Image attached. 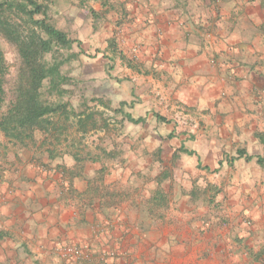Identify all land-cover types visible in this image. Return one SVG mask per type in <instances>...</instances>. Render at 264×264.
Listing matches in <instances>:
<instances>
[{
  "label": "crops",
  "instance_id": "0c3cea01",
  "mask_svg": "<svg viewBox=\"0 0 264 264\" xmlns=\"http://www.w3.org/2000/svg\"><path fill=\"white\" fill-rule=\"evenodd\" d=\"M119 8V36L136 64L126 69L121 102L132 113L141 107L132 118L151 124L150 144L163 150L167 137L178 143L174 151L184 145L208 174L227 167L221 153L211 156L217 137L256 152L237 159L241 174L227 178L241 184L221 193L227 221L168 223L164 216L177 210L151 207L149 194L140 203L86 194L82 178L104 166L111 191L127 169L85 163L83 177L70 180V156L36 161L16 152L0 163V264H264V166L256 162L264 145L255 137L264 134V0H120ZM179 117L205 123L209 144L195 142L201 130L178 128ZM208 209L194 211L191 202L178 213Z\"/></svg>",
  "mask_w": 264,
  "mask_h": 264
},
{
  "label": "rangeland",
  "instance_id": "374dc122",
  "mask_svg": "<svg viewBox=\"0 0 264 264\" xmlns=\"http://www.w3.org/2000/svg\"><path fill=\"white\" fill-rule=\"evenodd\" d=\"M119 1L108 0L107 8H103L95 0L42 1L48 7L46 12L48 22L65 32L70 39L79 42V45L72 46L71 51H62L58 56V59L62 60L71 53L76 55L75 59L66 62L61 68L63 76L68 80L61 85L62 95L47 93V81L42 88L43 100L49 104L57 102L66 104L68 115L51 116L49 122L52 125L48 127V131L34 132L33 144H29L28 148L20 149L22 151L17 153L20 159L31 156L36 161L37 158L46 160L48 151L57 154V152L76 150L83 156L86 154H91L92 157L98 156L108 170L110 168L116 171L115 173H123V170L127 169L131 172L127 181L125 176L119 178L118 180L122 179L123 182L114 189L119 194H123L124 198L129 196L126 201H132L130 196L139 203L145 201L146 195L151 196L156 189L158 179H161L164 180L161 188L167 196V206L170 205L175 211L177 210V214L170 212L164 216L168 223L225 224L227 219L223 213V204L225 202L227 204L228 201L222 199V194L241 186L240 183L227 182L228 177L241 174L242 168L237 167V159H235L236 150L241 148L238 143L216 138L215 141L219 142L216 143L211 156L216 160V156L221 153L222 158L227 160V167L222 171L221 166L218 165L208 174L197 167L196 156L180 154L184 161H180V158L172 161V155L176 151L174 149L178 146L177 142H171L166 137L164 142L160 141L163 150L152 146L150 144L152 138L148 131L151 124L133 125L120 114L113 112L114 109L119 108L121 99L127 98L124 86L129 77L126 69L131 63L135 64L130 59L131 55L126 43L119 36L120 28L124 24L122 17L115 20V16L120 13ZM92 12L97 16H93ZM36 18L41 17L36 16ZM0 46L8 64L4 89L10 94V87L15 79L13 66L16 53L14 48L2 39ZM126 104L124 110L130 112L131 107L127 102ZM137 105H134L137 107L135 111L130 112L131 116L142 114L141 107L138 108ZM72 114H93L97 122L96 128L92 129V123L86 122V131H78V119ZM176 121L178 128H183L189 135L191 132L194 134L201 130L200 134L196 133L195 142L205 146L209 144L204 135L205 123L193 117H179ZM0 141L5 143L6 139L0 136ZM14 151L9 145L5 160L16 158L17 153ZM255 153L251 150L248 154L253 157ZM190 193L191 202L196 206L194 211H201L207 206L209 209L205 213L179 215V208L190 206L191 202L184 197Z\"/></svg>",
  "mask_w": 264,
  "mask_h": 264
},
{
  "label": "trees",
  "instance_id": "16d2710c",
  "mask_svg": "<svg viewBox=\"0 0 264 264\" xmlns=\"http://www.w3.org/2000/svg\"><path fill=\"white\" fill-rule=\"evenodd\" d=\"M42 1L44 0H0V39L11 45L16 53L14 62L15 79L10 87V94L4 89L5 76L8 71V64L5 61L3 51L0 46V136L6 139L3 143L0 141V163L7 156L8 146L10 145L14 152L20 149L30 147L33 144V133L47 132L51 124L49 118L55 115H68L66 113V104L57 102L49 104L42 98V88L44 82H48L47 93H55L61 96L63 90L61 85L67 82V78L62 74V66L72 59L75 54H69L66 58L60 60L58 56L62 51H71L77 40L70 39L65 32L57 29L50 24L46 17L48 7ZM103 8H107L108 0H95ZM93 16H97L92 12ZM40 16L41 18H36ZM131 68L132 66L129 65ZM126 102H120L119 108L113 112L120 114L123 119L133 125L143 124L145 118L134 119L124 109ZM108 109V106H106ZM76 117L79 126L78 131H86V122H91V128L95 129L97 122L93 114H72ZM157 121L165 122L160 116H155ZM172 134L168 135L171 139ZM256 139L264 145V134H256ZM179 154L194 156L195 153L188 150L184 145L172 155V161L178 159ZM63 155L70 156L75 166L68 172L63 171L67 179L83 177L81 170L85 163L100 162L98 156L92 157L91 154L82 155L76 150L66 151L65 153L48 151L47 158L55 159ZM109 155L110 154H106ZM15 157L16 154H15ZM244 157L245 161H250L253 157L248 156L245 150L238 149L236 158ZM199 161V160H198ZM256 162L264 166V158L256 157ZM200 167V162H198ZM105 167L94 173L88 179H83L86 183V194H98L103 198L121 199L122 194L116 190L107 189L103 186V177ZM69 177V178H68ZM156 189L152 192L148 204L153 208H166L167 196L161 188V179H158ZM155 217H162L155 215Z\"/></svg>",
  "mask_w": 264,
  "mask_h": 264
}]
</instances>
